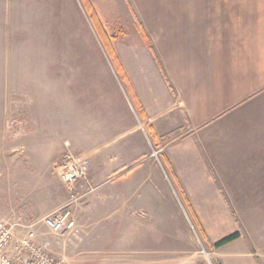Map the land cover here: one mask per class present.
I'll use <instances>...</instances> for the list:
<instances>
[{"label":"crops","instance_id":"obj_1","mask_svg":"<svg viewBox=\"0 0 264 264\" xmlns=\"http://www.w3.org/2000/svg\"><path fill=\"white\" fill-rule=\"evenodd\" d=\"M89 1L104 31L109 18L127 29L118 35V74L105 66L51 82L31 120L0 122V221L35 220L65 204L51 164L69 150L89 160L87 193L70 207L74 230L37 228L64 263L53 242L63 250L70 239L87 252L84 264H95L92 246L106 264H186V253L156 255L139 244L171 220L165 206L187 229L184 198L211 241L208 222L241 225L245 235L229 244L243 252L221 254L222 264H264L246 225L254 216L263 233L264 0H102L105 12Z\"/></svg>","mask_w":264,"mask_h":264},{"label":"rangeland","instance_id":"obj_2","mask_svg":"<svg viewBox=\"0 0 264 264\" xmlns=\"http://www.w3.org/2000/svg\"><path fill=\"white\" fill-rule=\"evenodd\" d=\"M92 2L96 7L102 6L104 12L107 11L106 2L102 0H92ZM134 20L135 28L142 40L150 44L141 24L136 18ZM105 24L107 31H103L105 36L110 38L108 45L118 60V35H122V31L127 29L124 26L118 27V23L112 18H109ZM142 34L146 35V39ZM114 39L117 40L116 43H113ZM105 66L108 67V71L112 72L114 69L118 74L116 66L112 63L86 14L82 0H0V122L10 121L16 125L20 121L25 123L31 120L29 113L39 109L38 98L50 94L51 82L71 79L73 74L99 72ZM14 129L16 131H11L12 135L19 131L16 127ZM153 148L150 155L156 159L158 151ZM84 183L85 181L81 184ZM80 190L81 188L80 194L87 193ZM165 207L172 213L171 220L156 222L154 239L140 242V250L148 247L150 250L153 249L156 255L181 254L179 257H184L182 254L186 253L188 261L186 264H222L221 254L243 252L236 245L230 244L223 246L221 253L220 248H212L218 240L233 232H240V237L245 235L236 218L233 221L225 216L220 217L217 223L206 222L208 235L216 240L211 241L202 226L206 240L201 237L187 209L189 223L184 230V225L177 222L180 219L175 217L174 209ZM216 211L222 214L220 209ZM257 220L254 216H247L246 225L254 239L253 243H257L264 250V227L262 228L264 215L260 223L263 233L259 232L258 224H255ZM69 240L67 239V246L63 250H60L56 243L53 244L65 255L68 264H84L86 262L84 254L87 252L78 246L80 242L75 244L68 242ZM92 248L94 250L87 251L92 254L90 256H93L91 258L95 260V264H100L99 261L101 264H106L104 256L106 252L99 253L101 248L95 246ZM54 255L59 258L58 255ZM172 259L175 260L167 264H180L179 260L183 258ZM240 259L242 261H234L231 264L242 262V264H252L246 258ZM156 264L161 263L156 262Z\"/></svg>","mask_w":264,"mask_h":264},{"label":"built area","instance_id":"obj_3","mask_svg":"<svg viewBox=\"0 0 264 264\" xmlns=\"http://www.w3.org/2000/svg\"><path fill=\"white\" fill-rule=\"evenodd\" d=\"M51 170L67 190L68 201L42 218L0 221V264H65L49 251L47 243L39 241L37 228L43 226L54 236L73 232L70 207L86 195L80 194L79 188L88 177L89 160L66 151L51 164Z\"/></svg>","mask_w":264,"mask_h":264},{"label":"trees","instance_id":"obj_4","mask_svg":"<svg viewBox=\"0 0 264 264\" xmlns=\"http://www.w3.org/2000/svg\"><path fill=\"white\" fill-rule=\"evenodd\" d=\"M84 9L86 11L87 16L89 17L92 26L94 27V30L96 31L99 40L102 42V44L104 45L112 63L116 66L117 70H119L118 68V60L112 50V48L108 45L110 42V38H107L105 36V32L103 31L102 27H101V23L99 22L97 15L92 7V5L90 4V2L88 0H82ZM145 34V33H144ZM142 34L143 38L146 39V35ZM149 48L151 49V51L153 52V49L149 46ZM177 186V185H176ZM182 198H183V194L181 193ZM184 203H186V209L191 217V220L193 222V224L195 225V227L197 228V230L199 231L201 237H203L206 240V236L205 233L196 217V215L193 213V211L189 208V205L187 204V202L185 201V199L183 198ZM240 232L236 231L233 232L230 235H227L223 238H221L220 240H218L215 244L212 245V248L214 249H219L233 241H235L236 239H238L240 237Z\"/></svg>","mask_w":264,"mask_h":264}]
</instances>
